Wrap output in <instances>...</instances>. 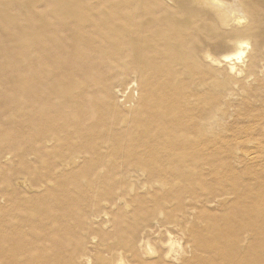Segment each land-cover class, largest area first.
Here are the masks:
<instances>
[{
  "label": "bare ground",
  "instance_id": "obj_1",
  "mask_svg": "<svg viewBox=\"0 0 264 264\" xmlns=\"http://www.w3.org/2000/svg\"><path fill=\"white\" fill-rule=\"evenodd\" d=\"M0 264H264V0H0Z\"/></svg>",
  "mask_w": 264,
  "mask_h": 264
},
{
  "label": "clouds",
  "instance_id": "obj_2",
  "mask_svg": "<svg viewBox=\"0 0 264 264\" xmlns=\"http://www.w3.org/2000/svg\"><path fill=\"white\" fill-rule=\"evenodd\" d=\"M209 2L213 5H221V0H209Z\"/></svg>",
  "mask_w": 264,
  "mask_h": 264
}]
</instances>
